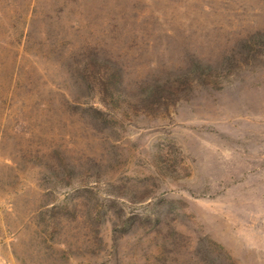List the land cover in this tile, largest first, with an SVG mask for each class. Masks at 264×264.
Segmentation results:
<instances>
[{
  "label": "rangeland",
  "instance_id": "1",
  "mask_svg": "<svg viewBox=\"0 0 264 264\" xmlns=\"http://www.w3.org/2000/svg\"><path fill=\"white\" fill-rule=\"evenodd\" d=\"M188 55L219 69L217 87L204 81L169 112L103 122L68 108L73 73L95 59L135 77ZM113 138L104 177L145 179L175 208L172 235L119 240L122 262L264 264V0H0V264H106L117 214L98 216L112 194L86 169ZM50 165L73 167L72 185L53 187ZM119 196L121 216L147 212Z\"/></svg>",
  "mask_w": 264,
  "mask_h": 264
},
{
  "label": "trees",
  "instance_id": "2",
  "mask_svg": "<svg viewBox=\"0 0 264 264\" xmlns=\"http://www.w3.org/2000/svg\"><path fill=\"white\" fill-rule=\"evenodd\" d=\"M151 64L142 75L132 77L121 64L110 59H95L91 64L90 73L86 68H83L84 72L80 73L79 71H82V69H77L73 73L75 79L71 81V88L74 91L71 97L68 98L69 101L66 102L68 108L70 109L69 105L72 104L74 109L80 110L82 116H90L94 119L101 116L102 121L105 122L107 114L115 117L118 114L128 116L130 114L153 113L159 109L169 112V106H175L182 101L189 100L194 88L204 81L209 80L212 86H216L215 77L218 76L219 69L195 56L188 55V60L184 64H179L174 57L169 56L162 63L157 61ZM125 77H129V79L125 80ZM205 87L210 88L207 84ZM115 142L113 138L111 141L112 146L104 149L102 153L100 152L99 157L103 161L97 156L98 161L93 162L86 171L93 172L92 174L98 182L101 178H105L103 183L105 184V190L112 194L110 198L98 201L101 207L96 211L98 216L101 217L103 214L113 211L116 218L117 214L118 222L113 221L114 223H112L110 253L105 263L128 264L122 262L117 256V254H123L119 251V240L123 238L133 239L134 244H141L143 248L145 244L143 242H146L144 237L148 234L145 232H148L149 229L154 231L156 238L172 235L173 226L169 224L168 220H170L175 208L173 204L162 207L163 205L158 203L159 196L156 195L155 197V195L148 193L150 186L146 184L145 179H142V182L138 184L135 182V186L129 187L130 184L124 183L122 185L104 177L108 167L114 165L120 156L114 150L115 146L113 147V144ZM54 154L61 162L63 153L55 149ZM159 166V162L156 161L152 170L161 172ZM164 166L170 169L169 163L166 162ZM47 173L44 178L49 179L53 187H65L72 185V176L77 172L71 166L63 165V169H56L50 165ZM121 186L126 189L119 188ZM118 189L120 191L117 192ZM138 190H141V192L137 193ZM87 191L89 190L87 189ZM124 192L128 203L145 204L148 209L147 212L121 216L123 208L119 206L117 200L121 199L119 195L124 194ZM64 206V203L53 204L51 209L53 214L50 215H54L53 218L55 219L56 215H60L58 212L64 209ZM114 207L117 208V212ZM89 212L90 207L87 206L84 213L88 216ZM139 224H146L147 228L143 227L138 232ZM230 264L234 263L231 262Z\"/></svg>",
  "mask_w": 264,
  "mask_h": 264
}]
</instances>
